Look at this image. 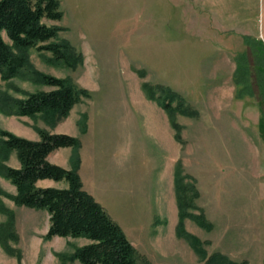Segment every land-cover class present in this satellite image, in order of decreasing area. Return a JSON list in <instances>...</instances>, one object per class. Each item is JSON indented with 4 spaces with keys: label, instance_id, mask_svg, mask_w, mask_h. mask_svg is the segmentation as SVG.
Here are the masks:
<instances>
[{
    "label": "rangeland",
    "instance_id": "rangeland-1",
    "mask_svg": "<svg viewBox=\"0 0 264 264\" xmlns=\"http://www.w3.org/2000/svg\"><path fill=\"white\" fill-rule=\"evenodd\" d=\"M60 1L63 18L46 22L64 27L59 38L71 42L83 62L71 67L35 48L30 59L38 70L68 78L89 95L57 121L0 111V128L35 140L41 129L78 137V150L53 152L56 164H79L87 191L151 264H205L214 253L238 264H264V101L252 94L251 84L239 86L235 79L236 66L244 69V53L253 61L254 48L244 37L264 47V0ZM258 73L264 85V67ZM144 83L180 92L198 115L177 113L176 130ZM50 89L0 77V90L14 97ZM177 161L197 192L185 199L189 212L202 211L212 223L207 228L184 219L185 231L207 252L203 259L177 233ZM5 163L20 166L14 152ZM0 189L16 194L2 175ZM1 204L15 213L16 239L0 243V264H83L67 256L88 239H47V211L19 206L2 192ZM7 220L0 209V224Z\"/></svg>",
    "mask_w": 264,
    "mask_h": 264
},
{
    "label": "trees",
    "instance_id": "trees-1",
    "mask_svg": "<svg viewBox=\"0 0 264 264\" xmlns=\"http://www.w3.org/2000/svg\"><path fill=\"white\" fill-rule=\"evenodd\" d=\"M60 0H0V77L6 82L19 77L37 84L51 87L50 90H23L25 97H14L8 91L0 90V111L6 114L35 117L40 115L57 121L69 115L73 107L89 92L77 86L72 80L44 73L30 59V50L50 52L54 62H63L71 67L83 62V54L66 39L59 38L64 27L48 24L46 20L63 18ZM244 43L252 51V60L244 53V69L236 66L237 85L251 84L252 94L264 101V85L260 83L258 69L264 67V47L262 43L244 37ZM254 69H256L255 72ZM252 72V73H251ZM238 73L243 75L237 78ZM147 96L157 101L171 117L173 126L178 130L174 119L177 113L196 116L198 111L186 103L184 96L163 84H143ZM264 110V109H263ZM40 138L35 140L20 136L0 128V175L8 178L16 188V194L0 192L19 206L42 209L49 214V227L45 237L54 236L86 238L88 242L76 247L67 258L79 260L83 264H151L125 233L122 226L113 219L103 205L87 191L79 174V164L72 168L49 160V155L63 147L78 150L81 142L78 137L68 133H51L39 130ZM14 152L19 167L5 163ZM189 177L183 174L181 163L177 161L174 171L175 191L179 207L177 233L189 240L203 258L207 252L201 240L184 228V219L190 217L204 227H211L204 212L196 215L189 212L192 206L185 199L189 193L197 194L192 183L185 182ZM62 181L64 187L40 185L42 180ZM192 208H200L193 205ZM0 209L8 215V220L0 224V243L6 244L9 237L16 239L14 232L15 213L1 204ZM202 210V209H201ZM62 256V255H61ZM65 257V256H64ZM244 263V262H243ZM205 264H238L222 253L212 254ZM242 264V263H241Z\"/></svg>",
    "mask_w": 264,
    "mask_h": 264
},
{
    "label": "crops",
    "instance_id": "crops-1",
    "mask_svg": "<svg viewBox=\"0 0 264 264\" xmlns=\"http://www.w3.org/2000/svg\"><path fill=\"white\" fill-rule=\"evenodd\" d=\"M164 110V109H163ZM163 123L165 124V126L168 128V124L167 123H165L164 121H163ZM60 149V148H59ZM58 150V149H57ZM56 151V150H55ZM55 151H53V152H55ZM53 152L49 155V160L51 161V162H53V163H58L55 159H54V157H53ZM46 181H49V182H52L53 180H42V181H40L39 182V184L41 185V183L42 182H46ZM85 187V186H84ZM85 189H86V187H85Z\"/></svg>",
    "mask_w": 264,
    "mask_h": 264
}]
</instances>
